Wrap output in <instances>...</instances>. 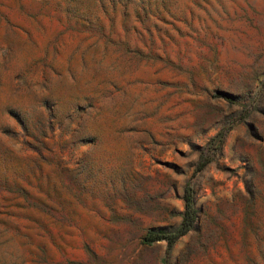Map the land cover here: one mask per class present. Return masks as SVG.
Returning a JSON list of instances; mask_svg holds the SVG:
<instances>
[{
    "label": "rangeland",
    "instance_id": "1",
    "mask_svg": "<svg viewBox=\"0 0 264 264\" xmlns=\"http://www.w3.org/2000/svg\"><path fill=\"white\" fill-rule=\"evenodd\" d=\"M0 264H264V0H0Z\"/></svg>",
    "mask_w": 264,
    "mask_h": 264
},
{
    "label": "trees",
    "instance_id": "2",
    "mask_svg": "<svg viewBox=\"0 0 264 264\" xmlns=\"http://www.w3.org/2000/svg\"><path fill=\"white\" fill-rule=\"evenodd\" d=\"M210 160V158H207L200 162L197 166V171L204 169ZM183 199L184 212L180 225L170 232H149L143 239L144 243L151 244L155 241L165 240L168 242V246L171 247L181 236L193 228L197 218V210L195 207V190L190 182L185 185Z\"/></svg>",
    "mask_w": 264,
    "mask_h": 264
}]
</instances>
